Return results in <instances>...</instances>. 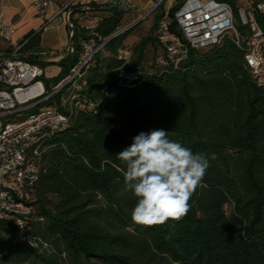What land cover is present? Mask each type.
<instances>
[{
    "label": "trees",
    "instance_id": "16d2710c",
    "mask_svg": "<svg viewBox=\"0 0 264 264\" xmlns=\"http://www.w3.org/2000/svg\"><path fill=\"white\" fill-rule=\"evenodd\" d=\"M218 1L234 12L239 7L234 0ZM181 2L168 10L170 31L178 36L173 14ZM124 3L112 5L91 30L72 28L74 51L58 62L60 72L45 79L47 85L70 73L83 42L100 43L121 27ZM163 14L160 4L128 63L117 55L131 30L103 46L114 57L101 67L98 52L89 62L83 108L73 106L68 122L42 140L33 160L38 178L29 213L0 218V264H264V87L228 36L205 50H190L177 67L145 65L141 56L156 44ZM255 20L264 31V12H256ZM40 33L25 34L16 54L44 68ZM119 70L134 79L119 84ZM59 96L44 106L58 104ZM99 96L97 108H89ZM153 129L204 154L209 166L182 220L141 226L131 219L137 198L125 188L126 165L117 154Z\"/></svg>",
    "mask_w": 264,
    "mask_h": 264
},
{
    "label": "built area",
    "instance_id": "2783aa9c",
    "mask_svg": "<svg viewBox=\"0 0 264 264\" xmlns=\"http://www.w3.org/2000/svg\"><path fill=\"white\" fill-rule=\"evenodd\" d=\"M163 3L164 0H156L146 9L124 3V12H133L135 18L100 43L93 39L83 42V53L70 73L57 84L48 85L44 68L17 56V47L12 48L15 27L6 21L0 10V41L9 48L7 52H0V218L11 219L29 213L27 204L38 178V166L33 160L42 149V140L68 122L73 106L83 108L80 100L85 98L84 75L95 54L136 21L154 15L156 8ZM47 5V0L34 2L40 15H44ZM163 9L164 14L157 22L154 34L157 53L153 63L156 67H177L186 61L190 50H205L220 44L222 38L228 36L242 48L244 64L255 82L264 87V31L255 20L256 12H264V2L254 4L249 1L234 12L229 3L218 0H182L173 14L180 36L170 31L169 7L163 6ZM66 21L72 28L69 20ZM237 23L246 28L244 32L237 29ZM73 51L70 46L68 53ZM122 52L118 51V58L126 60L120 56ZM116 76L119 84L134 79L125 70H119ZM59 94L58 104L44 106ZM100 102L101 96L88 107L94 110ZM21 240L25 238L21 237Z\"/></svg>",
    "mask_w": 264,
    "mask_h": 264
},
{
    "label": "clouds",
    "instance_id": "9594fccd",
    "mask_svg": "<svg viewBox=\"0 0 264 264\" xmlns=\"http://www.w3.org/2000/svg\"><path fill=\"white\" fill-rule=\"evenodd\" d=\"M117 157L126 165L125 188L137 198L131 219L141 226L182 220L209 166L204 154L169 139L164 129L140 132Z\"/></svg>",
    "mask_w": 264,
    "mask_h": 264
},
{
    "label": "crops",
    "instance_id": "0c3cea01",
    "mask_svg": "<svg viewBox=\"0 0 264 264\" xmlns=\"http://www.w3.org/2000/svg\"><path fill=\"white\" fill-rule=\"evenodd\" d=\"M36 1L40 0H0V10L3 12L6 21L15 27L12 48H16L28 32L41 31V52L38 54V59L47 64L44 67L46 77L53 78L60 72L58 62L69 54L72 28L93 29L101 18L110 15L109 8L119 0H97L95 2L90 0H47L48 5L44 15H40L34 7ZM234 1L241 6L246 5L250 0ZM153 2V0H125V3L141 9L149 8ZM91 3L94 4L91 5ZM66 7L68 9H64ZM134 18L133 12L125 13L121 27L129 24ZM66 19L72 24V28L68 27ZM138 26L132 30L134 31ZM125 40L123 41L124 45ZM7 51L9 48H6V45L0 41V52Z\"/></svg>",
    "mask_w": 264,
    "mask_h": 264
},
{
    "label": "rangeland",
    "instance_id": "374dc122",
    "mask_svg": "<svg viewBox=\"0 0 264 264\" xmlns=\"http://www.w3.org/2000/svg\"><path fill=\"white\" fill-rule=\"evenodd\" d=\"M174 3H175V0H164V3L162 4V6L167 8L168 6L171 7L172 5H174ZM141 23L142 24H140L130 35H128L127 39L125 40V49L123 50L122 54H120V56L126 58L127 63L132 58L136 57L134 51H135L136 46L139 44V41L150 33V30L153 25V15H150L146 19L142 20ZM125 51H128V54H125L126 53ZM156 53H157L156 44L155 43L153 45L149 44L144 49L143 54L141 56L143 63L145 65H150L151 62H153V59ZM111 57H114V55L110 51L101 48L98 51V60H99L98 66L101 67L102 63ZM94 64L95 63L93 62L92 66ZM69 91L66 92V94L69 93Z\"/></svg>",
    "mask_w": 264,
    "mask_h": 264
},
{
    "label": "water",
    "instance_id": "95a60500",
    "mask_svg": "<svg viewBox=\"0 0 264 264\" xmlns=\"http://www.w3.org/2000/svg\"><path fill=\"white\" fill-rule=\"evenodd\" d=\"M142 20H144V19H140V20L136 21L134 24H132L130 27H128L127 29H125V30H124L123 32H121L120 34H123V33H125V32H128V31L134 29L136 26H138V25L142 22ZM118 35H119V34H118ZM118 35H116V36H118Z\"/></svg>",
    "mask_w": 264,
    "mask_h": 264
}]
</instances>
